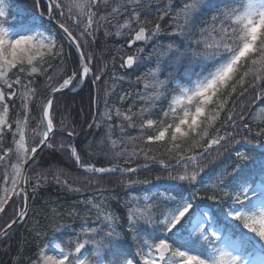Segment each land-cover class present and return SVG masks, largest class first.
Here are the masks:
<instances>
[{"label":"snow or ice","instance_id":"obj_1","mask_svg":"<svg viewBox=\"0 0 264 264\" xmlns=\"http://www.w3.org/2000/svg\"><path fill=\"white\" fill-rule=\"evenodd\" d=\"M33 7L25 17L0 0V244L11 250L7 241L33 219L30 201L42 188L100 192L118 175L116 184L139 190L124 201V231L104 200L89 197L67 212L85 221L80 231L62 244L55 233L66 226L54 221L31 264H264V107H249L264 104V0H33ZM101 34L130 36L128 49L142 45L127 55L120 45V68L143 60L152 67L136 78L143 88L135 96L111 104L106 89L102 111L92 98L97 111L78 125L67 105L61 112L58 94L107 85ZM85 124L86 135L95 127L102 137L77 143ZM45 148L79 170L71 183L67 165L37 170ZM142 170L152 174L140 178ZM92 215L99 224L87 223ZM32 230L45 238L38 221Z\"/></svg>","mask_w":264,"mask_h":264},{"label":"trees","instance_id":"obj_2","mask_svg":"<svg viewBox=\"0 0 264 264\" xmlns=\"http://www.w3.org/2000/svg\"><path fill=\"white\" fill-rule=\"evenodd\" d=\"M7 4L15 10V13H19L21 16H28L32 14L35 9L33 7V0H7ZM167 27V25H164ZM130 39V36H125L124 38L111 37L105 39L102 34L100 36V43L103 46L101 49L97 50L98 57L102 53V60L100 61L99 67H104L107 65V75L104 77V80L108 81L107 85L103 82L99 83L98 86L85 85L83 89H78L74 92H66L63 96L58 95V107L62 113H65V105L68 106L67 110L70 120H75L77 124H84L85 120L91 122L90 112H96L97 108L95 105L91 104V99L99 96L100 99V110H103V101L105 99V90L109 92V102L111 104H116L118 98L121 94L125 92H130L135 96L138 88L142 89L143 85L136 82L138 76H142L147 73L148 69L152 67L147 60L141 62L140 67H134V69L120 68V45H125L124 55L131 54L136 51L138 47H141V44H135L131 49H128L125 41ZM168 41L162 40L158 43H167ZM148 51H151V45L148 47ZM115 57V59H113ZM113 71L117 75H122L124 78L116 80L113 84V81L110 79ZM163 78V77H161ZM254 100L252 95H249L244 103H249ZM249 103V107L255 110L258 107H264L260 101L256 104ZM18 103V101H17ZM139 100L135 101V107L139 108L141 106ZM166 106V105H165ZM39 109L33 113V117L36 122L39 119L38 116ZM61 116H57V122L61 119ZM59 127V124L57 123ZM79 130V129H78ZM104 129H96L95 127L89 133V129L85 124L84 130L81 132V135L77 137V143L84 145L85 142H93V137L96 140L100 139L103 135ZM135 130H129L128 135H136ZM55 142H59L60 137L54 138ZM11 142L10 136L7 138V143ZM243 150L246 146H238ZM260 149L256 150L254 155L260 154ZM37 162L39 164V169L48 168L49 166L55 167L59 165L60 167H65V170L69 173V182L71 183L73 178L78 173V169H75L71 162L68 161L67 156H61L60 153L53 154L51 149L45 148L37 157ZM106 164V162H104ZM143 163V161H139ZM225 163H230L226 161ZM224 165H221L223 167ZM150 173L147 170H142L139 173L140 178L145 176H150ZM119 179V176L112 177V183L107 181L102 182L101 189L102 191L97 192L95 188H86L83 189L80 193L68 192L59 185H50L45 188H42L40 192L36 195L34 202L30 201L29 212L33 216V219H30L26 224L17 225L13 232L11 233V239L7 241L10 244L11 250L7 251L4 244H0V264H31V261L36 258V253L38 252V245L43 246L48 239L52 238L53 233V222L58 221L60 224L65 225L66 227L61 230V232L55 233V237L62 244L67 241L69 238L74 237L73 229L76 232L80 231V227L84 220L76 217H69L67 212L72 207H77L83 209V205L78 202L81 200H87L89 197H94L97 201L104 200L107 208L115 216L121 217L118 221V229L124 231L122 225L126 220L127 207L124 204V201L129 199L133 194H139V190L135 193L129 192L128 189L123 188L116 184V180ZM60 213L61 215H56ZM34 221H38L39 229L46 232V236L43 239L36 237L35 232L32 230V225ZM87 223L90 226H95L100 222L95 219V216L92 215L88 217ZM125 249L130 256L135 255L136 243L132 240L131 236H128L125 240Z\"/></svg>","mask_w":264,"mask_h":264},{"label":"rangeland","instance_id":"obj_3","mask_svg":"<svg viewBox=\"0 0 264 264\" xmlns=\"http://www.w3.org/2000/svg\"><path fill=\"white\" fill-rule=\"evenodd\" d=\"M11 8V7H10ZM11 11L13 14H15V10L13 8H11ZM32 14H29L28 16H30ZM26 17V16H25ZM34 113V112H33ZM33 115V114H32ZM34 116V115H33ZM35 123H36V120L35 118L33 117V121H32V124L30 125V127H35ZM11 145V142L9 143V146Z\"/></svg>","mask_w":264,"mask_h":264},{"label":"water","instance_id":"obj_4","mask_svg":"<svg viewBox=\"0 0 264 264\" xmlns=\"http://www.w3.org/2000/svg\"><path fill=\"white\" fill-rule=\"evenodd\" d=\"M138 43H139V42H138ZM138 43H137V44H138ZM68 92H70V91H68ZM58 95H59V94H58ZM0 239H2V238H0Z\"/></svg>","mask_w":264,"mask_h":264}]
</instances>
